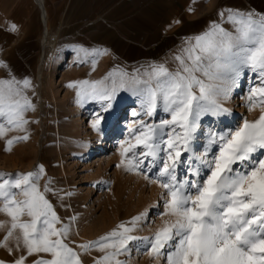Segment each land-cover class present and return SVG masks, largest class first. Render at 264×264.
Listing matches in <instances>:
<instances>
[{"label":"snow or ice","instance_id":"1","mask_svg":"<svg viewBox=\"0 0 264 264\" xmlns=\"http://www.w3.org/2000/svg\"><path fill=\"white\" fill-rule=\"evenodd\" d=\"M227 20L234 32L213 24L176 57L179 67L175 71L153 65L145 74L148 79L133 76L129 80L126 73H120L117 80L109 73L102 80L67 85L77 89V104H101L90 121L92 130L100 135L121 90L131 88L143 96L144 115L153 116L162 105L171 116L159 125L140 121L138 129L130 128L134 135L121 143L123 158L118 165L163 190L164 211L160 215L169 219L153 237L140 238L132 233L147 219L144 212L99 240L79 245L83 253L93 249L103 253L94 264H128L119 257L130 255L129 245L138 239L147 240L144 254L153 258H159L167 246V264H264V112L235 128L213 132L204 152L192 154L199 118L229 113L222 100L229 98L232 88L239 87L245 68L257 73L261 81V86L250 90V110L264 104V15L254 19L252 13L229 10ZM11 29L16 31L17 26L13 23ZM79 51L88 54L87 49ZM106 52L93 50L92 54ZM92 63L95 70L97 61ZM0 69L8 72L0 78V138L9 131L25 133L7 139L6 151H11L15 142L30 138L26 126L31 121L26 113L36 109L29 96L34 86L31 79L12 74L3 60ZM257 96L259 100L254 99ZM166 127L171 131L164 134ZM209 152L211 159L207 158ZM185 153L189 155L185 157ZM255 153L259 157H254ZM182 166L187 171L179 177L177 169ZM44 174L40 165L36 172L0 175V213L9 218L0 220V232L4 233L0 248L14 257L10 264H28L32 256L38 258L31 264H84L81 253L67 242L71 225L62 224L48 198L49 193L55 194L51 181L41 189L39 181ZM0 264L9 262L0 260Z\"/></svg>","mask_w":264,"mask_h":264},{"label":"rangeland","instance_id":"2","mask_svg":"<svg viewBox=\"0 0 264 264\" xmlns=\"http://www.w3.org/2000/svg\"><path fill=\"white\" fill-rule=\"evenodd\" d=\"M185 4L188 5L184 0L159 1L154 12L155 18L159 17L163 23V31H171L180 21L188 18L189 29L179 43L159 59L141 60L138 63L127 61L124 55L116 54L107 37L99 36L94 40L84 36L82 39L85 28L80 24L77 31L76 24L68 19L62 30L64 37H67L61 40L59 36L57 51L54 53L51 46L45 48L41 90L36 76L42 53L41 44L26 48L21 45L12 48H9L10 45L0 46V60L7 63L12 74L18 79H31L34 91L29 90V96L36 105L35 111L26 113V118L31 121L26 126L30 137L28 140L17 141L11 151H6L7 139L23 136L25 133L18 130L9 131L5 137L0 138V175L36 172L38 166L43 165L45 174L39 181L41 189L51 181L49 186L54 189L55 194L49 193L48 198L62 224L71 225L72 231L67 242L81 253L84 264H94L103 253L95 249L90 253H83L78 246L99 240L116 229L120 223H127L133 217L147 212V219L141 220L132 234L140 238H151L163 227L164 220L169 219L160 215L164 211V201L160 195L163 190L158 185L148 183L135 172H127L118 165L123 158L121 143L130 140L134 135L129 131L130 128L138 129L140 121L159 125L162 120L171 119V116L163 110L162 105L157 107L153 116L144 115L141 106L143 96L131 88L121 90L114 102V109L103 126V135H100L92 130L90 121L101 104L97 101L87 102L83 106L77 104V89L67 85L75 81L102 80L109 73H114L113 78L117 80L121 78L120 73H126L129 80L133 76L148 79L145 74L151 71L153 65H165L175 71L179 67L176 57L183 55L184 49L189 47V42L195 43L194 38L207 32L213 24H219L230 32L235 31L233 24L227 20L229 10L252 13L254 19L264 15L250 10L239 0H193L190 9H187ZM221 12L224 13L223 16L220 15ZM64 41H69V45H65ZM17 49L29 55L21 59ZM80 49H87L88 54L79 51ZM93 50L107 52L97 56L92 54ZM50 56L54 57L52 67L50 63L46 64ZM81 60L85 62L81 63ZM93 60L97 61L95 70ZM7 75L6 70L0 69V78ZM238 83L240 88H232L229 98L222 100L229 113L219 116L204 114L199 118V126L191 145L193 155L204 152L213 132L235 128L244 120L257 119L264 112V104H258L250 110V90L261 86L257 73L245 68ZM40 91L43 101L39 95ZM254 99L259 100L260 97ZM133 112L139 115L133 116ZM159 131L158 129V134ZM170 131L167 127L163 129L164 134ZM163 139H167V135H163ZM104 142L107 143L105 150L98 151ZM211 148L215 151V145ZM136 151L139 152L140 149ZM160 155L164 156L165 153L161 151ZM184 155L186 157L189 154ZM254 157H259V153H255ZM207 158L211 159V152ZM196 163L193 160V164ZM200 167L204 169V165L201 164ZM186 171L184 166L178 168V176L182 177ZM188 178L192 179L190 174ZM72 217L76 219L73 220ZM7 219V216L0 213V220ZM3 235L4 233L0 232V239ZM146 244V239L133 241L129 245L131 254L119 258L127 260L128 264H167V246L159 258H153L144 254ZM37 258L29 257L28 264ZM13 259L5 249L0 248V260L10 264Z\"/></svg>","mask_w":264,"mask_h":264},{"label":"crops","instance_id":"3","mask_svg":"<svg viewBox=\"0 0 264 264\" xmlns=\"http://www.w3.org/2000/svg\"><path fill=\"white\" fill-rule=\"evenodd\" d=\"M45 1L52 28L60 29L61 40L67 37H64L62 30L64 23L70 19L76 24L77 31L80 24L85 28L82 39L84 36L94 40L99 36L107 37L115 53L124 55L132 63L159 59L165 52L173 49L189 29V18L180 21L171 31L161 29L163 23L159 17L155 18L154 12L161 0ZM184 1H188V5H185L190 9L193 0ZM239 1L250 10L264 14V0ZM13 23L17 26L16 31L11 29ZM41 29L36 0H0V46H40ZM64 44L69 45V41H64ZM18 51L21 59L29 55Z\"/></svg>","mask_w":264,"mask_h":264},{"label":"bare ground","instance_id":"4","mask_svg":"<svg viewBox=\"0 0 264 264\" xmlns=\"http://www.w3.org/2000/svg\"><path fill=\"white\" fill-rule=\"evenodd\" d=\"M36 2L39 6V20H40L41 28H42L41 29V35H40V44L42 46L41 47L42 53L40 54V62H39L40 65L38 66L37 72H36V74H37L36 76H38L39 83H40V90H41L42 89L41 86L43 85V77H44L45 48L47 46H51L54 53L57 51L56 44H57V41L59 38V30L60 29L54 30L52 28V23H51V19H50V15H49L50 12L48 11V8L46 6V1L45 0H36ZM53 61H54V57L50 56L49 61L46 64L50 63L51 67H52ZM39 95L41 96V100L43 101L44 98H43V94L41 93V91L39 92ZM110 124H112V123H110ZM106 145H107V143L104 142V144H102L100 146L98 151H104Z\"/></svg>","mask_w":264,"mask_h":264}]
</instances>
